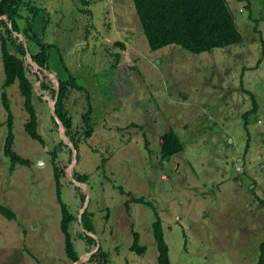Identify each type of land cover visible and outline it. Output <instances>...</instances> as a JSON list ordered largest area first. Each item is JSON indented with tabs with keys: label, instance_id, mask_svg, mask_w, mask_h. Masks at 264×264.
I'll return each instance as SVG.
<instances>
[{
	"label": "rangeland",
	"instance_id": "rangeland-1",
	"mask_svg": "<svg viewBox=\"0 0 264 264\" xmlns=\"http://www.w3.org/2000/svg\"><path fill=\"white\" fill-rule=\"evenodd\" d=\"M31 1L47 10L35 29L55 46L51 69L66 64L90 95L95 135L81 147L80 162L66 158V173L90 176L93 236L109 253L108 264H159L156 211L173 263L256 264L264 242V0H229L245 42L198 56L180 48L151 51L133 0ZM20 25L26 27L23 20ZM116 54L122 58L113 69ZM57 72L45 74L58 86ZM5 81L0 42V200L18 215L16 221L0 216V264H72L50 155L66 132L52 121L56 101L36 99L42 146L25 130L29 115L18 83L5 90ZM247 91L259 112L246 127L244 116L254 108ZM4 92L14 116L15 151L32 160V168L12 170L5 156ZM68 107L80 126L86 93L72 92ZM170 127L185 152L166 163L160 141ZM132 195L154 208L131 203ZM62 199L73 213L79 210L73 186L65 185ZM71 230L77 237L79 227ZM135 232L148 249L144 256L131 251ZM75 245L82 264H89L85 244L75 239Z\"/></svg>",
	"mask_w": 264,
	"mask_h": 264
},
{
	"label": "trees",
	"instance_id": "trees-1",
	"mask_svg": "<svg viewBox=\"0 0 264 264\" xmlns=\"http://www.w3.org/2000/svg\"><path fill=\"white\" fill-rule=\"evenodd\" d=\"M83 2L88 5L86 0H83ZM133 3L151 51L180 48L198 56L204 53H212L217 49L232 48L245 42V37L240 30L229 0H133ZM248 9L250 10V8ZM24 11H28L30 16L25 17L23 15ZM42 13L47 14V10L39 9L31 0H0V42L6 75L4 89L7 90L18 83L29 115L25 130L31 139L39 142L42 146H46L47 143L40 133V119L36 99L47 103L44 97H52L56 101V115L63 124L66 131L65 135L77 152L80 162L81 147L83 145L89 146V141L93 140L95 135L90 95L88 90L78 83V79L66 64H63L58 72L51 69V53L55 46L46 43L45 38L38 34L35 29ZM22 20L26 24L25 28L20 25ZM42 24L45 32L48 22L44 21ZM21 36H24L25 42L21 40ZM118 45L124 50L127 48L122 42H119ZM33 46H35L37 52L34 51ZM28 57L32 58L41 71H33V66L28 61ZM115 57L116 61L112 66L113 69L118 67L122 58L121 54H116ZM44 70L58 73L59 86L49 80ZM72 92L86 93L87 95L88 108L81 116L82 124L80 126H77L76 120L68 107ZM247 94L252 98L254 108L244 116L246 127L249 125L250 118L259 112L255 95L250 91H247ZM3 104L9 119V135L5 146V156L10 159L12 170H15L18 166L32 168L33 161L21 157L15 151L14 116L6 92L3 94ZM52 121L56 129L59 130L60 125L53 115ZM259 125H264V122ZM160 145L161 160L166 163L185 152V146L173 127H170L169 131L162 136ZM55 146L50 155L54 167L56 196L61 207L60 227L64 237L66 257L72 264H77L83 257L76 248L75 239H77L85 244L86 253L91 255L89 264H108L109 253L105 252L97 240L90 235H96L94 215L90 212V206L85 210L82 221L79 218L81 210L85 206L87 194L68 179L65 163L66 158H73L74 150L63 138H60ZM92 150L98 152L97 149L92 148ZM107 160L102 161L98 169L105 168ZM244 167L241 171L244 170ZM261 168L264 170V161ZM241 171L238 172L241 173ZM73 178L77 182L89 185L90 176L88 174H82L75 170ZM65 185L73 186L80 195V207L78 206L80 211L77 210L76 213H73L63 202L62 196ZM131 203L152 208L155 206L144 197L137 198L134 195H132ZM131 203H127L128 210H130ZM262 203L264 204V201ZM0 216L8 221L18 219V215L1 200ZM163 223V219L156 211L153 234L158 249V262L159 264H175L171 259L170 248L165 239ZM74 225L79 227L77 237L74 236L75 234L71 230ZM140 239V234L135 232L131 251L139 256H144L148 249L140 245ZM260 251V258L256 264H264V242L261 244ZM32 257L35 259L33 255Z\"/></svg>",
	"mask_w": 264,
	"mask_h": 264
},
{
	"label": "water",
	"instance_id": "water-1",
	"mask_svg": "<svg viewBox=\"0 0 264 264\" xmlns=\"http://www.w3.org/2000/svg\"><path fill=\"white\" fill-rule=\"evenodd\" d=\"M23 41L25 42V38L23 39ZM57 84H58V86H59V81H58ZM55 109H56V104H54V105L52 104V105H51L52 115L56 118L57 122H58L59 125H60V128H64L63 124L60 122L59 118H58L57 115H56V110H55ZM64 129H65V128H64ZM63 140H65V142H66L68 145H70V146L72 147V149L74 150L73 145L70 144V141L68 140V138L66 137V135L63 136ZM77 160H78V155H77L76 151L74 150V163H75V164H76ZM75 164H74V165H75ZM67 177H68V179H69L72 183H74L77 187L82 188V189L85 191V193L87 194V200H86L85 206H84V208L82 209L81 214H80V216H79L80 221H82V216H83L85 210H86V209L88 208V206H89V202H90V198H91V191H90L89 187H88L86 184H83V183H80V182L75 181L74 178H73V176H72L68 171H67ZM90 235L93 236V234H90ZM93 237H94V236H93ZM82 263H83V260H82V258H81L80 261H79L77 264H82Z\"/></svg>",
	"mask_w": 264,
	"mask_h": 264
},
{
	"label": "clouds",
	"instance_id": "clouds-1",
	"mask_svg": "<svg viewBox=\"0 0 264 264\" xmlns=\"http://www.w3.org/2000/svg\"><path fill=\"white\" fill-rule=\"evenodd\" d=\"M31 58V57H30ZM31 62H32V65L34 66V65H36L34 62H33V60H32V58H31ZM37 66V65H36ZM39 67V66H38ZM39 69H40V67H39ZM39 71H41V69L39 70ZM48 72V71H47ZM44 73H45V70H44ZM96 236V235H95Z\"/></svg>",
	"mask_w": 264,
	"mask_h": 264
}]
</instances>
